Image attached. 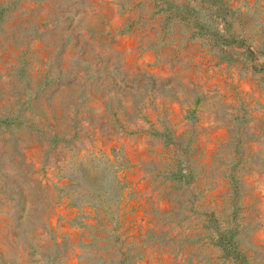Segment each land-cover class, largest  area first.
Listing matches in <instances>:
<instances>
[{
    "label": "rangeland",
    "instance_id": "1",
    "mask_svg": "<svg viewBox=\"0 0 264 264\" xmlns=\"http://www.w3.org/2000/svg\"><path fill=\"white\" fill-rule=\"evenodd\" d=\"M0 264H264V0H0Z\"/></svg>",
    "mask_w": 264,
    "mask_h": 264
}]
</instances>
